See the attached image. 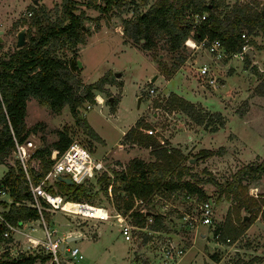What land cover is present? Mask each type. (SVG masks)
Wrapping results in <instances>:
<instances>
[{"label":"rangeland","instance_id":"374dc122","mask_svg":"<svg viewBox=\"0 0 264 264\" xmlns=\"http://www.w3.org/2000/svg\"><path fill=\"white\" fill-rule=\"evenodd\" d=\"M69 1L75 7L73 13L80 20V39L74 46L69 43L57 46L55 55L78 81L77 91L105 74L114 80L104 84L101 92L93 91L94 103H84L77 108V116L93 136L76 124L67 105L54 114L47 106L28 97L24 118L29 131L26 140L32 142L34 148L31 150L35 151L56 141L58 131L65 132L72 142L88 151L91 158L101 164L97 174L76 183L83 185L90 196L80 202L86 201L94 207L103 208L110 215L129 207L124 212V220L132 226L131 241H126L113 218L101 221L45 207L42 218L46 224H49L48 219H56L57 227L64 222L79 231L77 240L66 243L68 247H78L83 255V259L75 264H128L130 251L135 261L158 263L161 248L169 241L186 249L174 264H264V178L258 184L247 187L246 196L255 200L252 206L257 212L247 226L239 222L246 215L245 211L234 212L236 202L226 199L223 192L225 182L243 165L264 157V96L258 94L260 82L254 75L253 61L249 60L247 68L244 60L235 58L218 62L204 50H191L185 45L178 52H169L161 48L162 39L157 41L155 48L143 49L140 42L125 37L123 22L134 19L136 12L143 13L157 0H123L120 5L106 11L99 9L104 6L103 0ZM210 1L219 5L222 16L228 15L235 6L264 8V0H200L202 3ZM63 2L38 0V4L33 5L31 0H0V55L6 57L17 49L16 33L21 28L25 29V45L28 44L29 37L35 33L30 24L33 15L44 16L45 24L57 23L62 16ZM243 33L244 41L247 40L252 51L264 49V36L260 31L252 35ZM182 56L185 61L179 63ZM75 58H79L82 68L71 71L69 62ZM202 63L212 68L216 78L215 89L204 86L197 75V68ZM256 66L258 70L255 69L264 74L263 58ZM152 77H155L153 81ZM173 95L193 105L194 115L210 119V124L199 125L174 107ZM109 98L114 105L109 104ZM217 113L221 116V127L217 126ZM136 123L139 126L136 131L150 134L163 146L179 149L184 154L186 160L183 164L189 167L190 175L184 180L193 183L200 179L197 187H201L205 196L213 200L214 221L222 226L223 235L231 239L229 243L214 245L209 237L202 239L197 234L181 230L177 215L168 211L170 197L167 193L158 192L156 197H151L152 201L147 199L136 203V198H130L124 192L113 194L109 190L104 194L100 190L97 178L101 173L124 170L132 159L143 163L153 159L148 148L133 144L125 136ZM201 150L213 154L198 158ZM14 161V154L11 153L4 164L16 166ZM4 168L0 167V170ZM53 182L49 181L46 185L54 188L56 183ZM177 200L182 209L183 202L179 198ZM80 202L76 203L82 204ZM148 213L164 215L162 228L157 233L147 234L144 230H150L153 222H150L152 217L149 218ZM34 224L38 229L29 234L41 238L40 221ZM22 230L27 232V227L23 226ZM206 232L207 229L201 231ZM22 240L25 243L24 237ZM19 243L16 240V246ZM25 250L26 247L21 252L28 254ZM2 252L0 247V255ZM21 252L15 249L14 256H9L16 257ZM212 254L217 261L210 258Z\"/></svg>","mask_w":264,"mask_h":264},{"label":"trees","instance_id":"16d2710c","mask_svg":"<svg viewBox=\"0 0 264 264\" xmlns=\"http://www.w3.org/2000/svg\"><path fill=\"white\" fill-rule=\"evenodd\" d=\"M122 1L103 0L104 6L99 9L106 11L112 6L120 5ZM218 7L219 5L213 1L202 3L200 0H157L143 13L136 12L134 19L124 21L122 33L125 37L140 42L143 49L155 48L157 41L162 39L161 48L169 52L183 49V42L192 29H194L192 38L195 41L203 38L210 41L218 40L229 52L239 50L244 44L245 41L241 37L243 32L252 35L260 31L264 36V8L258 9L253 5L235 6L228 15L222 16ZM74 8L71 1L64 0L62 16L55 24H45L44 16L33 15L30 24L35 28V33L29 37L28 44L15 49L6 57L0 55V164H4L6 158L14 151L15 142L22 144L29 135L24 123L28 97L47 106L54 114H58L61 108L67 105L76 124L93 136L92 131L77 116V108L84 103H94L93 91L101 92L102 86L112 83L114 79L108 78L105 74L94 83L85 85L77 91L78 81L65 63L55 55L54 49L57 46L65 43L74 46L80 39L78 33L80 20L73 13ZM196 14L205 15V18L193 26V17ZM184 61V56L179 58V63ZM244 61L247 68L250 65L247 56ZM254 71L258 79L261 77L258 94L264 96V75L255 67ZM173 96L174 107L192 117L199 125L210 124V119L194 115L193 105L176 95ZM109 104L113 103L109 101ZM215 116L218 119L217 126L221 127V116L219 113ZM137 124L130 128L125 136L131 139L133 144L148 148L153 159L146 163L132 159L124 170H112L111 174L101 173L97 178L100 190L104 194L109 190L113 194L121 191L130 198L140 200L150 199L158 192L170 193L175 190L197 195L200 199H210L205 196L201 187H197L200 179L193 183L184 180V177L189 175V167L183 164L186 160L184 154L179 149L163 146L150 134L136 131L139 127ZM71 143L65 132L58 131L57 140L50 146L36 149L26 164L29 181L33 185L42 181L53 164L49 158L51 151L56 150L59 157ZM212 154L210 151L201 150L197 156L203 159ZM14 163L16 166L6 165V171L0 178V194L3 191L10 198V203L0 200V208H2L0 216L4 220V222L0 221V245L12 241L8 226L19 227L22 222L37 220L43 215V211L25 204L31 200L28 179L21 166L16 161ZM263 178L264 157L260 161L243 165L223 186L225 198L236 202L234 212L243 209L248 216L244 221L242 217L240 218L239 222L242 226H247L255 219L257 213L252 206L255 200L246 196L247 187L258 184ZM53 183H56L54 188L45 185V190L52 195L65 197L64 202L76 203L90 197L81 184L69 185L57 179ZM215 184L221 187L218 183ZM85 203L92 205L86 201ZM41 204L44 208L47 207L43 200ZM128 208L121 212L124 213ZM148 215L153 221L150 230L159 231L162 228L161 220L164 215L160 213H148ZM169 221L171 222V219ZM5 232H9V237L3 236ZM210 258L217 261L213 254ZM48 259L49 256L46 254L22 252L16 257H10L4 250L0 255V264H43Z\"/></svg>","mask_w":264,"mask_h":264},{"label":"built area","instance_id":"2783aa9c","mask_svg":"<svg viewBox=\"0 0 264 264\" xmlns=\"http://www.w3.org/2000/svg\"><path fill=\"white\" fill-rule=\"evenodd\" d=\"M205 18V15H194L193 26L199 24ZM194 29L190 30L189 36L184 40L183 45L190 48L191 50L201 49L204 50L214 61H222L231 58L238 59L240 61L244 60L247 56L245 54L247 49H250L249 45L246 43L240 47L239 50L234 52H229L223 48L218 40H208L203 38L202 40L195 41L192 38ZM241 37L244 39L245 35L242 34ZM197 75L203 82L204 86L215 89L216 88V78L212 68L207 64H201L197 68ZM152 92V90L150 91ZM33 144L31 141L26 140L22 144H17L15 142V149L12 152L14 154V159L19 166L23 169L26 178V164L30 156L33 154L34 149L31 150ZM50 160L53 161L50 169L47 171L43 180L38 184L33 185L28 179V191L31 194V200L29 205L35 207L38 211H41V207L38 204V199L43 200L48 208L51 210H60L59 202L63 201L60 196L52 195L45 190V185L47 182H52L56 180L58 176L69 177L73 183H79L85 178H89L97 174L100 171L101 164L95 162L88 151L82 148L75 142H72L69 147L57 157V151L52 150L49 156ZM181 193V195L179 194ZM3 194V191H1ZM169 194L170 202L167 205L168 211H172L177 215V223L181 230H184L188 234H197L199 238L205 239L210 238L214 245L227 244L231 239L223 235V228L221 225L215 223L214 221V202L211 199H200L197 195H193L187 192H180L179 190L172 191ZM156 197V194L153 197ZM152 197V198H153ZM177 198L183 202V208L180 209L177 205ZM59 201H53V200ZM136 203L142 202L140 199ZM152 201V199L150 198ZM185 206V207H184ZM166 207V206H165ZM103 209V208H102ZM105 211V217L98 220L108 221V219H115L118 225L120 233L123 235V239L126 241H131V229L132 226L128 224L124 219V213H114L110 215L107 210ZM62 211V210H61ZM1 212V210H0ZM149 218L150 216L147 215ZM41 218V217H40ZM152 222V219H149ZM0 221L4 220L0 216ZM42 221V220H41ZM43 225L44 239L38 240L34 238L27 237L26 242L29 244L26 247L25 252L29 253H40L49 256L47 264H75L76 262L83 259L82 253L79 251L78 247H68L66 245L65 238H58L55 236V232L48 230L47 227ZM8 226V225H7ZM9 231H13V227L8 226ZM202 229H207L206 233H201ZM147 234H154L158 231L147 230ZM9 232L3 234L4 237L8 236ZM186 249L177 246L174 242H167L164 247L161 248V259L158 263L149 264H174V261L179 259L184 255ZM133 264H143L141 261H134Z\"/></svg>","mask_w":264,"mask_h":264},{"label":"crops","instance_id":"0c3cea01","mask_svg":"<svg viewBox=\"0 0 264 264\" xmlns=\"http://www.w3.org/2000/svg\"><path fill=\"white\" fill-rule=\"evenodd\" d=\"M252 54H253V57H252V60L251 61H253L254 66L257 68L256 65H257V63H260V59L263 58V60H264V49H262L261 51L260 50H253L252 51ZM257 70H258V68H257ZM258 72L260 74L264 75L262 73V71L259 70ZM258 80L260 82L261 81V77ZM221 86H223V85H221ZM0 167H5L3 170L2 169L0 170V178H1L3 176V174L5 173L7 167H6L5 164H0ZM0 200L1 201H5L7 203H10V198L5 193L0 194ZM25 204L27 206H30L29 205V201H27ZM38 204L41 207V211H43L45 208L42 206L40 199H38ZM0 210H2V208H0ZM44 211H43V213H44ZM48 220H49L48 221L49 224H46L45 223V220L42 217L40 219H37V220H29V221L22 222L19 227H15L13 229V231H11L12 241L10 243L1 244L0 245L2 251L6 250L7 253L10 256H14L15 249H17V250H19L21 252L22 250L25 249V247H28L29 246V245L25 246L26 244H28L26 242V238L27 237L34 238V239H38V240H41L42 241L44 239V232H43V225H42V223L45 225V227H47L48 230L54 231L55 232V236L58 237V238H60V239L61 238L62 239L63 238L67 239L69 237H76L75 240L78 239V237H79V231L77 229L71 228L69 226V224H66L64 222L63 223L60 222V224H59L60 226L57 227L55 225L56 219H48ZM39 221H40V224H41V225L39 224V226H41V229L40 230H41V232L43 234V236L41 237L42 239L41 238H38L39 236H32V235L29 234V232H34L36 229H38V228H35L34 227V225H35L34 223H36V222L39 223ZM52 222H54V224ZM23 226H26L27 227V232H23V230H22ZM58 231H60V234L57 235V232ZM22 237H24L25 243L22 242L23 241L22 240ZM16 240H19V242H20L19 245H17V246L15 244L16 243ZM75 240H73V241H75ZM133 257H134V254H132L131 251H130L129 254H128V264H133V262L135 261ZM43 264H47V262H45Z\"/></svg>","mask_w":264,"mask_h":264},{"label":"water","instance_id":"95a60500","mask_svg":"<svg viewBox=\"0 0 264 264\" xmlns=\"http://www.w3.org/2000/svg\"><path fill=\"white\" fill-rule=\"evenodd\" d=\"M31 3L33 5H37L38 4V0H31ZM24 36H25V29L24 28H21L16 33V43H15L16 48H20V47H23L25 45L26 40H25ZM0 42H1V39H0ZM245 54L247 55L248 60L251 61L252 60V57H253V54H252L251 49H247L246 52H245ZM69 68H70L71 71H76V69H81L82 68V63L79 60V58L71 59L70 62H69ZM154 78L155 77H152L151 78V81H153ZM252 80H253V77H252ZM111 100H112L111 98L108 99V101H111ZM137 102H139V100H137ZM56 179L58 181H61L63 183L69 184V185L74 184L73 181L69 177H61V176H58ZM247 219H248V216L247 215H244L242 217V221L247 220ZM75 239H76V237H69L65 241L68 243V242H71V241H73Z\"/></svg>","mask_w":264,"mask_h":264},{"label":"bare ground","instance_id":"6f19581e","mask_svg":"<svg viewBox=\"0 0 264 264\" xmlns=\"http://www.w3.org/2000/svg\"><path fill=\"white\" fill-rule=\"evenodd\" d=\"M97 101L100 103L101 102V98L98 96L97 97ZM55 201H59V200H53ZM59 208L63 211L69 212V213H73V214H81L84 216H87L89 218H94V219H100V218H104L105 216V211L99 207H94L92 205H88V204H78L75 202H64L61 201L59 202Z\"/></svg>","mask_w":264,"mask_h":264}]
</instances>
